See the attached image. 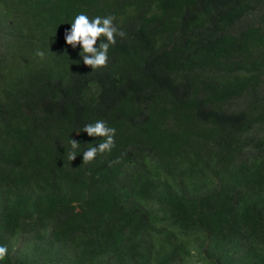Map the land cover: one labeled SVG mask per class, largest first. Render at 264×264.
Listing matches in <instances>:
<instances>
[{
    "label": "trees",
    "instance_id": "16d2710c",
    "mask_svg": "<svg viewBox=\"0 0 264 264\" xmlns=\"http://www.w3.org/2000/svg\"><path fill=\"white\" fill-rule=\"evenodd\" d=\"M80 12L125 33L95 71L63 41ZM98 119L113 147L82 162ZM0 244L3 264H264V0H0Z\"/></svg>",
    "mask_w": 264,
    "mask_h": 264
},
{
    "label": "clouds",
    "instance_id": "9594fccd",
    "mask_svg": "<svg viewBox=\"0 0 264 264\" xmlns=\"http://www.w3.org/2000/svg\"><path fill=\"white\" fill-rule=\"evenodd\" d=\"M113 19L111 15H96L89 19L85 13L80 12L72 18L71 23H68L69 27L64 31L63 41L65 45L71 46L72 49L78 47V62L88 66L91 71L98 70L106 65L108 50L110 45L115 43V37L125 35L113 23ZM35 55L43 58L44 53L37 50ZM80 131L88 137L100 138L98 141L94 140L93 143L87 144L90 146L80 154L82 162H90L97 154L109 152L113 147L115 129L108 126L102 119L85 124ZM69 141L71 149H75L80 145L72 139H69ZM75 156L74 152L69 151L68 159L70 161ZM8 252L7 245L0 244V264H3Z\"/></svg>",
    "mask_w": 264,
    "mask_h": 264
}]
</instances>
